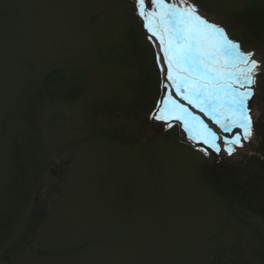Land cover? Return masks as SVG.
<instances>
[{
    "label": "rangeland",
    "instance_id": "1",
    "mask_svg": "<svg viewBox=\"0 0 264 264\" xmlns=\"http://www.w3.org/2000/svg\"><path fill=\"white\" fill-rule=\"evenodd\" d=\"M166 2L194 5L264 70V0ZM135 3L0 0V264H264V218L228 211L215 176L264 186L250 156L264 158V71L251 138L229 155L243 130L223 131L214 152L154 119L164 79Z\"/></svg>",
    "mask_w": 264,
    "mask_h": 264
},
{
    "label": "snow or ice",
    "instance_id": "2",
    "mask_svg": "<svg viewBox=\"0 0 264 264\" xmlns=\"http://www.w3.org/2000/svg\"><path fill=\"white\" fill-rule=\"evenodd\" d=\"M136 0L137 14L144 20L148 39L157 41L166 65L163 69L175 93L189 104L199 107L224 132L233 128L243 130V136L234 135L225 139L223 145L229 155L234 146L243 147V140L253 134L252 109L249 102L256 91L258 61L251 59V53H244L240 45L228 39L224 29L201 17L190 3L178 7L166 0ZM167 106L154 119L169 120L173 117L184 122L186 130L196 129L193 139L207 145L214 152H220L219 136L203 122L191 125L190 117L182 105L169 98ZM179 113V114H177ZM171 127V125H169ZM207 153V149L204 150Z\"/></svg>",
    "mask_w": 264,
    "mask_h": 264
},
{
    "label": "trees",
    "instance_id": "3",
    "mask_svg": "<svg viewBox=\"0 0 264 264\" xmlns=\"http://www.w3.org/2000/svg\"><path fill=\"white\" fill-rule=\"evenodd\" d=\"M252 13L254 25L257 24L264 27V20L262 19L264 14L259 10ZM261 23H263V25H260ZM260 153L264 155V143L262 144ZM250 156L256 161V164L260 166V171H263L264 158H261V155L257 152L250 153ZM215 176L218 179L217 181L221 182L218 188L223 191L228 211L236 214L235 206L238 204L241 207L252 210L253 213L264 218V186L255 185L253 183L250 184L243 179H237L234 177V172L229 173L222 170V172H216Z\"/></svg>",
    "mask_w": 264,
    "mask_h": 264
},
{
    "label": "bare ground",
    "instance_id": "4",
    "mask_svg": "<svg viewBox=\"0 0 264 264\" xmlns=\"http://www.w3.org/2000/svg\"><path fill=\"white\" fill-rule=\"evenodd\" d=\"M154 41H155V39H154ZM155 42L157 45L158 42L157 41H155ZM157 53H158V60H159L160 66H161L162 76L164 79V93H163L162 105L165 107L167 106L168 108H171V105L169 104V98H171V100H175L176 102L180 103L183 107H185L187 109L188 113H192L193 115H196L195 116V118H196L195 122L196 123L203 122V124L207 125L212 131L216 132L218 134V136L221 137L224 134V132L219 127V125H217L212 119H210L209 116H207V117L204 116V118L202 120L201 119L198 120L202 116L199 113V111H200L199 107H195L192 104H189L186 99H183L181 96L176 95L175 89L173 87H171V82L166 79L165 73L163 71V69L166 68V65L162 62L161 59H159V57H162V52H161V49L158 47H157ZM177 114H179V113H177ZM180 121L182 122V120H180ZM190 124L193 125V123H191V122H190ZM182 125L185 128L184 122H182ZM185 131L188 134H193V133H195L196 129L189 131V130H186V128H185Z\"/></svg>",
    "mask_w": 264,
    "mask_h": 264
}]
</instances>
